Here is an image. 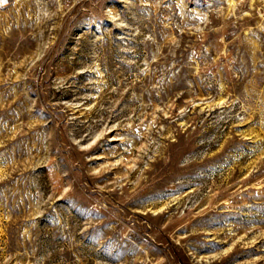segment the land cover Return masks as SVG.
<instances>
[{"label": "rangeland", "instance_id": "374dc122", "mask_svg": "<svg viewBox=\"0 0 264 264\" xmlns=\"http://www.w3.org/2000/svg\"><path fill=\"white\" fill-rule=\"evenodd\" d=\"M0 264H264V0L0 11Z\"/></svg>", "mask_w": 264, "mask_h": 264}, {"label": "built area", "instance_id": "2783aa9c", "mask_svg": "<svg viewBox=\"0 0 264 264\" xmlns=\"http://www.w3.org/2000/svg\"><path fill=\"white\" fill-rule=\"evenodd\" d=\"M16 0H0V11L10 9Z\"/></svg>", "mask_w": 264, "mask_h": 264}]
</instances>
